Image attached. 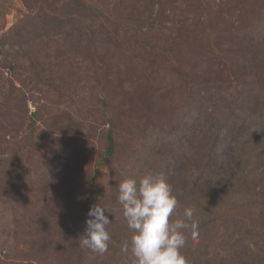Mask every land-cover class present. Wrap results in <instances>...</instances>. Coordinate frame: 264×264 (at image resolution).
Returning a JSON list of instances; mask_svg holds the SVG:
<instances>
[{"label": "rangeland", "instance_id": "rangeland-1", "mask_svg": "<svg viewBox=\"0 0 264 264\" xmlns=\"http://www.w3.org/2000/svg\"><path fill=\"white\" fill-rule=\"evenodd\" d=\"M39 1L0 18V264H264V0Z\"/></svg>", "mask_w": 264, "mask_h": 264}, {"label": "trees", "instance_id": "trees-1", "mask_svg": "<svg viewBox=\"0 0 264 264\" xmlns=\"http://www.w3.org/2000/svg\"><path fill=\"white\" fill-rule=\"evenodd\" d=\"M23 2V5L28 9L29 13L34 16V17H30V18H38L40 19V17H36L38 14H40V12L38 11V6H40V1L39 0H21ZM11 7V2L10 0H0V18H4L6 16V10H8L9 8ZM49 16H53V13L50 12V11H47L46 15H44V20L47 19V17ZM30 22V21H29ZM32 24V27H34L35 25L30 22ZM2 28V27H1ZM0 28V29H1ZM9 36H12L11 35V32H1L0 33V49L6 47V40L8 39ZM13 37V36H12ZM15 37H17L15 35ZM18 39V38H16ZM9 40V39H8ZM13 41H15V39H11ZM22 41L24 39H21ZM16 42V41H15ZM21 43V42H19ZM23 44V43H22ZM32 128V126H31ZM214 145L212 146V149H214V147L216 146V142L213 143ZM116 142H115V139H114V136H113V131L110 129L109 130V134H108V145L106 147V149L104 150V152L102 153L101 157L98 158L97 162H96V165H95V172L94 174L90 175V177L88 178L87 180V185L88 187L92 190L91 193L94 192L93 190V186L95 185V183L97 182L98 180V176L100 175L101 173V170H102V167L105 165V163L107 162V160H111L112 158L115 157L116 155ZM216 182H219V181H216ZM193 184V183H192ZM214 184V181H211V185ZM218 184V183H216ZM195 187H199V185L197 184ZM213 187V186H212ZM208 186H206L205 188V191H204V194L205 195H202V196H207V197H210L209 194H207V190H208ZM199 189H202L203 190V186L198 188ZM193 190V189H192ZM200 192V191H199ZM201 197V196H200ZM195 203L199 204L200 205V201H195ZM95 210H97V204L95 205ZM141 224V223H140ZM207 249H208V252L210 251L209 247H205V252H207ZM128 253V252H127ZM125 254L121 257V259H119V262L122 260V259H126V263H131L132 262V259L135 258L136 259V256H134L133 258L131 257V254ZM211 257L207 260V257L204 259V261L207 260L208 261H211ZM121 263H124L123 260L121 261ZM119 263V264H121ZM168 264H173L172 261L169 262Z\"/></svg>", "mask_w": 264, "mask_h": 264}]
</instances>
